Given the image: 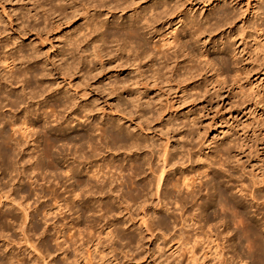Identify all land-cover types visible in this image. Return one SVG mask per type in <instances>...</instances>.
I'll list each match as a JSON object with an SVG mask.
<instances>
[{"label":"rangeland","instance_id":"374dc122","mask_svg":"<svg viewBox=\"0 0 264 264\" xmlns=\"http://www.w3.org/2000/svg\"><path fill=\"white\" fill-rule=\"evenodd\" d=\"M54 1L58 3V0ZM99 1L101 2L68 0L62 3L61 6L59 4L57 8L55 7L53 10L56 12L53 13V11L50 12V0H0V52L1 47L7 45V51L11 50L12 54L23 60L25 67H31V72H35L34 74L29 73L28 77H30V74L31 76L38 74L40 79L41 74H44L46 77L44 89L41 88L38 82H35V79L32 81L33 76L31 81H29L30 83L26 84L31 88L27 86L26 88L30 91L37 90L38 93L44 91V98L47 99L45 104L36 103L38 100V102H43L38 97H36L38 100L35 99L36 101H33L32 110L37 115V120L35 119V114L33 117L36 121L33 119L34 128L37 134L38 131L41 133L33 135L37 138V141L33 144L31 143L28 152L29 157L31 156L29 160L32 159V163L27 164V170H25L27 175L37 174L38 176L35 177L38 178V183H36L37 185L35 183L30 185L33 181L28 177H26L27 180L24 175L22 177L18 176L17 174L24 170L17 165L16 169L21 168V170L19 169L20 171L12 174L15 181L12 183L14 185H12L13 188L10 186L16 201L19 197L21 199L23 196L29 197L30 200H27H29V206L34 212L30 215L31 219L21 225L24 220L22 208L17 204V206L14 203L10 204L9 201L5 202V199L1 200L3 205L5 202V208L1 211L2 215H6L9 219H6L8 221L4 220L0 229V231L4 232H0L1 263L11 264L8 259L13 257L14 264H202L201 259L204 258H207L205 259L206 264H219V262L222 263V259H228L231 264H261L257 262V259L252 258L248 252L251 251L250 248L252 247L259 248L256 243L258 242L257 240H262V242L259 241L258 243H264V198H262L264 197V192L262 190L261 192H256L255 200L249 198L251 190L263 188L264 191V0H164L167 3L168 13L157 18L150 29H146L142 24H139L137 26L139 43L126 45L127 49L124 48L122 42L117 41V38L113 37L118 30H114V25H111V23L121 24V26L124 24L126 26L131 21L143 17L142 13H146L149 7L153 6L160 9L163 0H122L119 3L109 0L107 2L114 3V6L110 7L105 0ZM45 11H48L51 16L46 21L43 19ZM221 11L227 13V19L219 25L208 28L200 36L193 35V31L197 27L191 30L189 29L190 26L186 27L182 24L183 20L190 18L203 19V22H205L207 18H215L214 13H221ZM105 20L110 22V26H108L110 36L107 35L104 39H99L94 28L95 25H99ZM177 23L178 25H176ZM156 32L166 39L172 37L171 41L174 43L178 41L174 35L177 34L179 36V40L182 43L176 50L178 63H174L173 57L168 55L166 62L160 69L158 66L154 67L151 64V58L146 57V54L150 51L155 53L160 51V47L157 45L159 39H153ZM223 48L228 51H224ZM96 49L99 50V56L96 58L92 57L93 59L88 58ZM207 50L213 60V68L215 67L216 74L223 75L225 80L220 81L217 78H210L211 73L206 74L205 60L203 59V61L200 58V54ZM169 53L166 51L165 54ZM66 64H78L75 70L70 72V81H73L71 86H69V79L61 76V74L65 73L63 69ZM190 68H192L193 75H187ZM159 70L160 72H158ZM163 73H166V75H163ZM187 85L188 88L186 87ZM115 87L119 88L118 92H122L125 89L132 91L135 97L137 96L144 105L141 111L137 113L136 110L138 109L128 107L125 113L121 111L118 114L116 111L120 105L119 103L126 102L129 98L127 94L122 96L120 93V98L114 95ZM13 88L16 90V94L23 95L22 84H15ZM39 88H41L40 92ZM218 88H220V91H218ZM28 89L25 90V94L29 92ZM33 93L35 95L38 94L34 91ZM22 99L25 101L26 98L23 97ZM59 100L63 103L68 100L70 107L76 110L75 117L77 118H73V116L70 119L68 118V120H72L71 122L67 121L65 114L67 115V111L70 108L66 110L65 107H62L63 104L61 102L62 106L59 107ZM56 102L59 105H56ZM23 103L20 108L11 109V107H7L1 111L4 116L7 114L6 119H9V115L12 114L21 117L19 113L27 107V103ZM53 105L55 108H53ZM64 105L66 104L64 103ZM45 107H47L46 110L49 109L47 110L48 113H45H50V116L54 114H52V111L56 113L57 110L56 114H60V117L58 116L59 119L55 114L54 118H49V115H47L46 121H41L42 119L38 118V116L46 111L44 110ZM162 107H168V110L174 114L172 116L158 117V112ZM59 108L65 110L62 112V109L59 110ZM85 111L92 113L91 118L85 116ZM124 114L133 121L128 122L125 127L127 128L130 125L131 130L134 132L139 131V124L144 127L147 124V129L142 135L147 136L149 141H153L157 149L160 148L159 150H162L164 143H166L163 142L165 140L161 138L162 136L171 137L174 142L176 141V147L171 151V154L176 155L174 158L177 164L174 166L173 171L169 172L171 176L170 180L168 179L169 184H175L174 180L180 178L182 174H188L189 178L192 177L198 183L197 178H201L202 175V178H204L207 173L210 176L209 178L207 177L208 179H203V186L206 185L205 181L209 183L211 181V188L216 190L218 185H220L219 183L225 182L224 186L231 187L226 191L228 192L226 196L231 197L232 201L229 197H227V202L218 201L219 199L216 196L219 195V192L217 190L213 191V189V192L210 193L211 195L215 192L217 193V195L215 193L214 198H217L215 200L213 197L211 198V195L207 194L210 191L209 183L207 184L208 187H206L207 185L204 186L205 188L200 185L202 194L199 192L200 194L198 193L199 195L196 196L197 199L195 198L191 203L186 204L183 210V214L186 216L184 215L182 220L179 208L171 203L174 206V209H172L173 206L169 202V200L174 198L177 199L176 195H178L179 189L163 190L162 196L166 194L171 198L173 197L167 200L170 197L163 196V199L167 197L166 201H163L168 203L171 208L170 211L158 210L155 213L151 212L152 215L150 214V216L153 220L151 219L152 230L149 231L150 233L143 230L142 227H138L140 226L139 219H141L138 218V214L143 209L141 207L142 204L144 205L145 199L148 207L157 202L150 193L153 187L151 186L150 189L149 187H147L148 189L145 188L146 184L152 181L154 177L152 176L153 178L151 179L149 167L145 165L141 169L138 167L135 169L134 166L136 165L129 161L130 157H132L130 155L133 154L129 153L127 155V144L123 147L121 146L124 144L118 145V151L115 143L111 142L112 139L107 137L110 134L103 129L102 125L103 123L118 124L116 121L118 118L121 119L120 125H123L126 121ZM61 115L65 116V118ZM75 119H78V121ZM43 123H46L43 127H50L49 130L47 129L48 131L52 128L53 132H56L55 134H46V136L52 134L51 136L57 137L56 140L58 142L54 137L52 139L58 143L55 144L57 148L54 150L59 163L62 160L60 164L63 165V160H68L71 156L74 159L76 158V161L78 159L81 163L83 161L85 167L81 165L83 167L81 169L84 171L89 169V165L87 166L86 161L82 160V158L86 155L87 150L89 151L88 153L91 152V148L90 150L88 146L87 150L83 148V150L85 149L83 151L85 155L82 156L83 153L79 149L80 145L75 143V141L67 145V139L75 135H82L87 130L89 131L90 128L92 130L97 128V131L93 133V136H95L93 138L101 140L102 146H104L100 148L99 144L101 142L94 140L95 145L96 142L99 143L96 147H99L97 153H100V157L97 156L96 160L99 161L98 165L103 169L101 170V175H104L105 178L107 177L106 179L110 177H112L111 179H114V177L119 179L117 185H124L121 190L124 194H127L126 198L130 196V199L121 200L124 203L120 205L119 201L117 202L119 199L116 198L113 201L115 197L114 195H108L109 189H107L108 193L105 191L103 196H97L98 203L88 200L91 206L96 207V209L95 207L93 208L94 211L92 209L93 212L90 215L88 213L89 216L85 217V214L84 218H81L84 213L81 214L80 210H76L79 207L73 213L70 205L65 201L69 197L65 188L70 182L66 181L67 179L61 174L62 172L57 170V178L59 177L58 179L61 180L59 181L53 175L55 171L51 172L53 169L50 170L51 168L44 163L37 164L40 161H38L39 159L35 160V156H39L37 147L40 146V142H44L46 139L42 137ZM108 127L106 126V128ZM44 129L46 130L45 127ZM54 129L57 131H54ZM100 129L103 130L101 131ZM61 130H63V134ZM100 136H103L101 137L102 139H100ZM179 136L183 138L180 140ZM61 138L64 140L66 138L65 142ZM60 140L61 142H59ZM177 141H182V144L179 145L180 143ZM63 142L67 144L65 145ZM110 142L113 144H109ZM46 144L43 146L47 147L45 149L42 148L44 151L51 149L49 141ZM107 145L109 147L112 145L113 147L111 146L109 149ZM125 150L127 153H125ZM143 152L147 156L146 159L151 160L155 169L161 166L162 163L158 162L157 157L153 156L151 158V154L147 150L140 153ZM116 153H118L117 158L115 157ZM205 153L207 154L205 156L207 160H204L207 163L203 162V159L199 163L201 160L197 156L201 154L202 158H204ZM2 154L0 144V167ZM77 155L82 158L80 159ZM180 163L183 165L181 166ZM75 166H77V163H75ZM209 168L210 171L208 172L207 169ZM93 169L89 170L93 171ZM96 169L99 170L100 168ZM43 170H47V172H41ZM139 170L143 172L140 173L138 172ZM48 172L51 175H48ZM212 172L217 173L214 176ZM44 173H46V176ZM60 174L61 176H59ZM138 174L141 175L139 176ZM215 177L216 179H214ZM7 179L4 180V176L0 175L1 184L7 182ZM49 180L54 182L50 183ZM212 180L217 182L218 185L213 183ZM46 181H49V184ZM125 181H127V184ZM56 183L59 185L57 188ZM65 183L68 185L66 186ZM122 183L124 184L122 185ZM51 184L55 185V188L50 187ZM142 185L143 189L141 190ZM221 186L218 187V190ZM41 187L48 191H43L44 188ZM239 187H243L245 193H238ZM48 188L55 189L54 192L56 191L55 193L57 194L52 193L53 190ZM183 189L184 187L180 189L181 194L185 196L187 190ZM139 190L140 192L145 190L144 194L146 196L141 197L143 193L141 195ZM38 191L39 193L41 192V195H39ZM36 192L37 194L35 195ZM58 193L59 197H55ZM53 194L55 195L52 196ZM135 195H139L137 198L141 200L134 198L136 197ZM205 195L210 196L212 203ZM52 198L56 199L52 201ZM87 199L85 198V200ZM111 199L113 201L112 208H114L112 213L106 215L104 214L105 212H99L101 209L105 211L102 206L108 200L112 203ZM85 200L83 199V201ZM212 200L217 201L215 202L216 205ZM236 201L239 202L234 204ZM238 204L241 205L238 206ZM219 205L221 207H218ZM226 205L229 208L236 205L237 207L235 208L237 209L231 207L230 210H232L230 211ZM55 208H58V210ZM175 208L177 210L176 213L171 215ZM226 208L228 210H225L224 214L223 211L218 213L219 210ZM42 210L45 211L43 212ZM214 210L218 214H215L216 211L214 212ZM235 210H238L243 215H239ZM46 212L47 216L45 215ZM194 213L200 215L201 218L198 215L194 216ZM219 214H223V216ZM106 216L108 217L104 218ZM201 219L203 220L200 221ZM205 222L207 223L205 224ZM210 222L213 225V227H210L212 232L206 226L207 224L209 226ZM110 224H112L111 227ZM204 226L207 228L204 229ZM250 226L254 231L251 230ZM23 228L28 231L31 242L35 244L39 251L38 255H35L30 250L29 245L25 243L21 231ZM244 228L246 231H244ZM249 228V231L254 234L247 232ZM209 231L215 235H220L218 239L216 238L217 235L211 236H214L217 242L220 241L217 243L220 246L218 251L222 250L223 247L224 252H220L223 258L221 256L220 258L219 256L216 258L212 256L211 258V256H208V251H204L206 247L204 249L203 247L206 244L205 242H208L207 238L209 237L207 235L211 234ZM108 232L112 233L114 237H109ZM161 232L165 236L161 235ZM246 232L251 240L249 243V239L247 240V236H245ZM195 233L199 236V239L201 238V240L204 239L205 241L202 240L203 242H201L199 240L200 243L195 246L192 254L195 258L198 257L199 263L194 258L197 262H192V256L189 254V246L191 244L186 246L194 238ZM242 233L243 236H240ZM255 234L258 235L256 236ZM253 235L257 237V240L252 243ZM238 236L239 238H244L245 236L246 239L240 241ZM202 243L203 245H201ZM176 244L177 247L181 245V249L180 252L173 254L169 250L173 246H175L173 248L175 250ZM261 247L263 248L264 244ZM237 252L241 256L239 259H237L239 256ZM206 253L207 255H205ZM40 254L43 258H47V262L40 257ZM242 258L244 259L243 263L241 262Z\"/></svg>","mask_w":264,"mask_h":264},{"label":"bare ground","instance_id":"6f19581e","mask_svg":"<svg viewBox=\"0 0 264 264\" xmlns=\"http://www.w3.org/2000/svg\"><path fill=\"white\" fill-rule=\"evenodd\" d=\"M66 1H68V0H58V3H56L54 0H50V3H49V5H51V11L50 12H52L53 11V13H55L56 11H54L53 9L56 7H58V5L60 4V6L62 5V3H64V2H66ZM86 2H89V1H92V2H101V1H99V0H85ZM106 1V3L108 4V6L110 7V6H114V3H109V2H107V1H109V0H105ZM110 1H114L115 3H119V2H121L122 0H110ZM159 2V1H158ZM158 2H157V5H158ZM31 3H33V2H31ZM260 4V3H259ZM48 5V6H49ZM122 5H124V4H122ZM2 6V5H1ZM116 6V5H115ZM161 8L159 9V8H156V7H153V6H151V7H149L147 10H146V13L145 12H143L142 14H143V17H141V18H139V19H135L134 21H131V23L130 24H128V25H126V26H124V24H123V26H121V24H115V23H111V25H114V30H118V31H116V34H114L113 35V37H116L117 38V41H119V42H122V44L124 45V48L125 49H127V46L126 45H133L134 43H139V39H138V30H137V26L139 25V24H142V26L145 28L146 27V29H150L151 28V25H153V23H154V21L157 19V18H160L162 15H165V14H167L168 13V10H167V3L163 0L162 1V3H161V6H160ZM261 7V6H260ZM3 8V7H2ZM5 9V8H4ZM61 9V8H60ZM6 13V12H5ZM45 17L43 18L44 19V21H46V20H48L51 16L49 15V13H48V11H45V15H44ZM227 13L225 12V11H221V13H214V17L215 18H213V19H206V21L205 22H203V19H201V20H196V19H194V18H190V19H186V20H183L182 21V24L184 25V26H186V27H189L190 26V28L189 29H191V30H193V29H195L196 27H197V29H195L194 31H193V35L194 36H200V35H202L208 28H211L212 26H214V25H219L220 23H222V22H224L226 19H227ZM8 17V16H7ZM48 18V19H47ZM10 19V18H9ZM190 20V21H189ZM176 25H178V23L176 24ZM108 26H110V22L109 21H107V20H105V21H102L99 25H95V32H96V34H97V36H98V38L99 39H104L107 35L108 36H110L109 34H110V30L108 29ZM105 27H107L106 28V30L105 31H103L104 30V28ZM119 27H121V28H119ZM181 30V29H180ZM260 32V31H259ZM175 37H177V40L178 41H176V43H174V42H172L171 40H172V37L171 38H169V39H166V38H164V37H162L160 34H157V32H156V34H155V36L153 37V39H156V38H158L159 40L157 41V45L160 47V51L158 52V53H155V52H148V54H146V57L147 58H151V60H150V62H151V64L155 67V66H158V68H160V69H162L161 67H162V65H164V62H166V58L168 57V55H170L171 57H173V62L174 63H178L179 61H178V56H177V54H176V50L178 49V47H179V45L182 43V42H180V40H179V36H177V34L176 35H174ZM189 42V41H188ZM222 45H223V43H221ZM7 49H8V46L6 45V46H3V47H1V52H0V111L1 110H3L4 108H7V107H11V109L12 108H16V107H18V108H20L21 106V104L23 103V102H26L27 104V107H26V109H22L21 110V112L19 113V115H21V117H18L16 114H12V115H9L10 117H8L9 119H6V116H7V114L4 116V113H2V111H1V113H0V124H1V128H0V141H1V151H2V155H1V167H0V171H1V173H0V175L1 176H4V180H6L7 178V182H5V183H0L1 185H0V229H1V225L3 224V222H4V220H6V219H8V217H6V215H2V209L3 208H5L4 207V205H5V202H7V201H9V203L10 204H12V203H14L15 205L17 204L19 207H21L22 208V212L24 213V220H23V223L21 224V225H23V224H25L28 220H30L31 219V214H32V212H34L31 208H30V206H29V197H25V196H23V198L21 199L20 197H19V199H21L20 201H18L19 199L17 198V201H18V203H17V201L15 200V198H14V195H13V192H12V189H10V186H12L13 184L12 183H14V177H13V173H17L18 171H20L21 170V168H19V169H16V166L17 165H19L20 167H22V170H24V171H22V172H19V174H17L18 176H20V177H22L23 175L25 176V179H27L26 177H28L31 181H33L30 185H34L33 183H35V185H37L36 183H38V178H36L35 176H38L37 174L36 175H34L33 173L31 174V175H27V173H26V171L25 170H27L26 168V166H27V164H29L30 162L32 163V159L31 160H29L30 159V157H29V155H28V152H29V150H30V146H31V143L33 144L35 141H37V138H35V136H33V135H35V134H37V132L35 131V128H34V122H33V117H34V114L35 113H33V110H32V107H33V101H36V100H38V99H40V100H43V102L41 101V102H36V103H46V101H47V99H45L44 98V95H45V92L44 91H42V92H40V89L41 88H43L44 86H46V77L44 76V74L42 75L41 74V78L39 79L38 77H39V75L37 74H35V76H33V79L31 78L32 76H31V74H30V77H28L29 76V73H32L31 71H32V68L30 67V68H28V67H25L24 65H25V63L23 62V60H21V58L20 57H17V56H15L14 54H12V52H11V50L9 51H7ZM99 49V48H98ZM98 49H96V50H94L93 51V53L92 54H90L89 56H88V58H96V57H98L99 56V50ZM204 49V48H203ZM225 48H223V50H224ZM166 51L167 52H170L169 54H165L166 53ZM224 51H228V50H224ZM11 52V53H10ZM223 52V51H222ZM225 52V53H226ZM214 57V56H213ZM92 58V59H93ZM200 58L203 60H205V62H204V64H205V70H206V74H209V73H211L210 74V78H217V79H220V81H223V79L225 80V78H223V75H220V74H216V71L214 70V68H213V60H212V58L210 57V53H209V51L207 50V51H205V52H201V54H200ZM224 58V57H223ZM176 59V60H175ZM225 59V58H224ZM203 60V61H204ZM178 61V62H177ZM222 62V61H221ZM43 65H44V63H43ZM152 65H151V67H152ZM216 65V64H215ZM78 66V64H74V65H70V64H66L65 66H64V71H65V73H63V74H61V76L63 77V78H67V79H69L68 80V82H69V86H71V84L73 83V81H70V77H71V74H70V72L72 71V70H75V68ZM228 67V66H227ZM167 68V67H166ZM19 70H20V72H19ZM220 71V70H219ZM158 72H160V70L158 71ZM35 73V72H34ZM34 73H32V74H34ZM36 73H38V72H36ZM194 73H193V71H192V68H190L189 70H188V73H187V75H193ZM221 74H223V73H221ZM163 75H166V73H163ZM215 76V77H214ZM226 77H227V75H226ZM31 79H32V81L35 79V82H38V84L41 86V88H39V92L40 93H38V91L37 90H33L34 92H36V93H38L37 95H35V93H33V91L31 90H29L28 88H26V84H28V83H30L29 81H31ZM153 79H155V78H153ZM222 79V80H221ZM40 82V83H39ZM17 85V84H22V86H23V89H24V93H23V95H20V94H16L15 93V89L13 88V86L14 85ZM27 87H29V88H31L30 86H27ZM72 87H73V85H72ZM187 88H188V85L186 86ZM34 88V87H33ZM26 89H28L29 90V92L27 93V94H25V90ZM44 89V88H43ZM118 90H119V88H116L115 87V90H114V95H116L118 98H120L121 97V95H120V93L122 94V96H124L125 94H127V96H128V101H126V102H123V103H119L120 105L117 107V113L119 114V112H121V111H124L123 113H125V111H127V109H128V107H132V108H136V109H138V110H136L137 111V113H139V111H141V108L144 106L143 105V103H141L140 101H139V99L137 98V96L135 97V95H134V93L132 92V91H129L128 89H125V90H123L122 92H118ZM218 91H220V88H218ZM23 97H25L26 99H25V101L22 99ZM36 97H38V99H36ZM36 99V100H35ZM59 103L61 102L62 104H63V106H62V104L60 103V106L59 107H65L66 108V110H69V108H70V110L69 111H67L66 113H67V115L65 114V116H66V120L67 121H70V120H68V118L70 119V117H73V118H77V117H75L76 115V110L75 109H72L73 107H70V103H69V101L67 100V101H65L64 103L66 104V105H64V103L62 102V101H58ZM24 104V103H23ZM53 104H54V102H53ZM56 105H59V104H57V102H56ZM47 106V105H46ZM49 106V105H48ZM51 106H52V104H51ZM123 106H124V108H123ZM127 106V107H126ZM122 107V108H121ZM46 108L47 107H45V109L44 110H46ZM49 108V107H48ZM52 108V107H51ZM50 108V109H51ZM53 108H55V106L53 105ZM58 108V107H57ZM56 108V109H57ZM56 109H53V110H56ZM62 109V108H61ZM60 108H59V110H61ZM118 109H120V110H118ZM123 109V110H122ZM47 110H49V109H47ZM47 110L46 111H44V113L42 114V113H40V114H42V115H40V116H38V118H41L42 120L41 121H46V119H47V115H49V114H46L45 112H47ZM58 110V111H59ZM63 110H65V109H62V112H63ZM51 111H52V109H51ZM41 112V111H40ZM36 113H37V111H36ZM48 113V112H47ZM54 113V114H53ZM56 113H57V110H56ZM54 111H52V114H53V116H48L49 118H51V117H53L54 118V116H56L57 114H56ZM85 113H86V115L85 116H87V118L88 117H90L91 118V114L92 113H88V112H86L85 111ZM56 114V115H55ZM63 114V113H62ZM174 113L173 112H171L170 110H168V107H162L161 108V110L158 112V117H162V116H167V115H173ZM36 115V114H35ZM60 117V114H58L56 117ZM62 117H63V115H61ZM65 116L63 117V118H65ZM5 117V118H4ZM36 118V120H37V115L35 116ZM59 117H58V119H59ZM89 118V119H90ZM124 118L126 119V121L123 123V125H120V123H121V119H116V121H117V123L118 124H115V123H103L102 125H103V129L106 131V132H108L109 134H110V136H107V137H110L111 139H112V141L111 142H114L115 143V146L118 148V145L120 146L121 144H124V145H122L121 147H123V146H126L125 144H127V146H128V148H127V150H128V154L127 155H129V153L131 154H133V155H130V156H132V157H130V160L128 159V158H126L127 160H129V161H131L130 163H134V165H136V166H134L135 167V169H136V167H138L139 169H141V168H143L144 167V165L145 166H147V167H149V173H150V175H151V179L153 178V180L152 181H149L147 184H146V186H145V184H143L144 186H145V188L146 189H148L147 187H149V189L151 188V186L153 187V188H151V191H150V193L152 194L151 196H154V200H156L157 202H156V204L155 203H153L152 204V206L151 207H148L147 206V203H146V199H145V203H144V205L142 204V207L141 208H143L141 211H140V213L138 214V218H141V219H139L140 221V226H138V227H142V229L143 230H145L146 232H149V231H151L152 229H151V216H150V214H151V212L152 213H155V212H157L158 210H164V211H170V207L168 206V203H165V201H166V199H167V197L169 196H167L166 194H164L165 196H167L165 199H163V196H162V192H163V190H165V191H167V190H170V189H176L177 190V188L179 189V191H178V195H176V197H177V199L176 198H174L173 200H175L174 201V203H173V200H169V199H172L170 196V198H168L167 200H169V202H170V204L172 203V204H174V206H176L177 208H179V213H181L180 215H181V217H182V220L184 219L183 218V216L185 215V214H183V210H184V208L186 207V204H188V203H191V201L193 200V199H197V197L196 196H198L201 192H200V190H201V186L200 185H202L203 186V179L205 178H209V176H210V174L209 175H207V173L205 174V177L204 178H202L203 177V175H202V179L201 178H197L198 179V183H197V181L194 179H192V177L191 178H189L187 175L188 174H182L181 176H180V178H178V179H173L174 180V182H176L175 184L173 183V185L172 184H169L168 183V179L171 177L170 176V173L169 172H171V171H173V169H174V166L177 164V161L175 162V156L176 155H173V154H171V151H173L174 149H175V143H176V141L174 142L173 140H172V138L170 137H161V138H164V140L165 141H163V142H166V143H164V145H163V147H162V150H159V149H157V146L155 145V143L153 142V141H149L148 140V138H147V136H144V135H142V133H144L145 132V129H147L146 128V126H147V124L145 125V127L144 126H142V125H138L139 126V131L137 132H134V131H132L131 130V126L130 125H128L129 127H125L127 124H128V122H133L132 121V119L130 118V117H127L126 116V114H124ZM22 119H23V121H22ZM35 119H34V121H35ZM61 119V118H60ZM79 119V118H78ZM78 119L76 120V121H78ZM49 120V119H48ZM62 120V119H61ZM61 120H59V121H61ZM80 120V119H79ZM72 121V120H71ZM70 121V122H71ZM21 122V124H19ZM36 122V121H35ZM57 122V121H56ZM65 122V121H64ZM74 122V121H73ZM81 122V121H80ZM47 123V122H46ZM46 123H43L42 124V129H43V136L42 137H45L46 139L44 140V144L42 143V142H40V146H38L37 147V153H39V156L38 157H36L35 156V160L37 159H39L38 161H40V162H37V164H39V163H44L45 165H48L51 169L50 170H52L53 169V171H51L52 173L55 171V174L53 173V175H54V177H56V179H58L57 178V170H59V171H61L62 173L61 174H63V176L67 179L66 181H68V182H70V184L68 185V184H66V188H65V191L67 190V195L69 196V197H67V199L65 200L66 202H68V205H70V207H71V210H72V212L73 211H75V209L77 208V207H79V209H76V210H80L81 211V214H83L82 215V217H81V215H80V217L81 218H84L83 216L86 214V216L85 217H87V216H89L93 211H94V207L95 206H91L90 205V202H96V203H98L99 201L97 200V196H99V197H101V196H103V194L105 193V191L107 192V189H109V193H108V195H110V196H112V195H114V199H113V201H115L116 200V198L117 199H119V200H117V202L120 204V205H123V203L124 202H121V200L123 201V200H125V198H126V193L124 194L123 192H122V190H121V187H124V183H122V185L123 186H121V185H117V183H118V181H119V179H116L115 177H114V179H111L112 177H110V178H108V179H106L105 178V176L104 175H101V170H103L102 169V167L100 166V165H98V160H96V157L98 156V157H100L99 156V154L100 153H97L98 151H99V147L97 148L96 146H97V144H99V143H97L99 140H96L95 138H93V137H95V136H93L94 134L93 133H95V131H97L96 129L97 128H94L93 130L91 129H89V131L87 130V132L86 133H84V134H80V135H78V136H73V137H71V138H68L67 139V145H70L71 143H73L74 141H75V143H78V145H80V150L82 151L81 153H83V151L86 149V148H88L89 147V150H90V148H91V152L90 153H88L89 151L87 150V152H86V155H85V153H83L82 154V156L83 155H85L83 158H82V160H85L86 161V165L88 166L89 165V169L90 170H92L93 168H100L99 170L98 169H93V171H90L89 169H87V170H82L81 169V165H83V161H82V163H81V161L78 159L77 161H76V158L74 159L73 157H71L70 156V159H64L63 160V165L62 164H60L61 162H62V160H61V162L59 163V160H58V158H57V156H56V151L54 150L55 148H57L56 146H55V144H58V143H56V138H55V136H46V134L48 135V134H50V133H54L53 132V130H52V128H51V130H52V132H50V131H48L49 129H50V127H46V126H44L45 128H46V130L44 129V127H43V125H45ZM58 123V122H57ZM61 123H62V121H61ZM48 124V123H47ZM62 125V124H61ZM106 126H109L108 128H106ZM58 127H60L59 125H58ZM95 127H97V126H95ZM101 127V126H100ZM100 127H98V128H100ZM48 129V130H47ZM62 129V128H61ZM102 129V130H103ZM45 130V131H44ZM84 130L86 131V129L84 128ZM101 130V129H100ZM101 130V131H102ZM54 131H57V130H55L54 129ZM60 131V130H59ZM63 130H61V132H62ZM44 132H46V133H44ZM66 132V131H65ZM82 132V131H81ZM41 132L40 131H38V134H40ZM56 133V132H55ZM54 133V134H55ZM60 133V132H59ZM58 133V134H59ZM80 133V132H79ZM37 134V135H38ZM62 134H63V132H62ZM62 134H60V135H62ZM91 134H92V136H91ZM45 135V136H44ZM57 135V134H56ZM66 135V134H65ZM72 135V134H71ZM41 136V135H40ZM55 138V140L56 141H53V139L52 138ZM65 137V136H64ZM101 137H103V136H100V139H102ZM97 138V137H96ZM105 138V137H104ZM110 138H108V140H110ZM175 138V137H174ZM179 138H180V136H179ZM183 137L181 136V138H180V140L182 139ZM40 139V138H39ZM38 139V140H39ZM44 139V138H43ZM58 139H60V138H58ZM49 141V143H50V147H51V149H49L48 151H44L43 149H45V147H47V146H43V145H45L46 144V142L48 143V141ZM61 140L62 141H64L65 142V140H66V138H65V140L64 139H62L61 138ZM61 140L59 141V142H61ZM94 140H96L97 142H96V145H95V142H94ZM46 141V142H45ZM77 141V142H76ZM58 142V141H57ZM63 142V143H64ZM99 142H101V140L99 141ZM106 142V141H105ZM109 142V141H108ZM109 143V144H113V143ZM177 142H179L180 144L179 145H181L182 143V141L180 142V141H177ZM62 144V143H61ZM65 144V143H64ZM63 144V145H64ZM65 144V145H66ZM107 144V143H106ZM47 145V144H46ZM161 145V146H162ZM177 145V144H176ZM178 145V146H179ZM88 146V147H87ZM99 146H100V148H102V147H104V146H102V142L99 144ZM112 145H110V147H111ZM110 147H109V145H107V148H109L110 149ZM113 147V146H112ZM120 147V148H121ZM43 148V149H42ZM65 148V147H64ZM83 148H85L84 150H83ZM106 147H105V149H107ZM74 149H75V147H74ZM73 148H72V150H74ZM77 149V148H76ZM75 149V150H76ZM108 149V150H109ZM80 150H79V152H80ZM112 150V149H111ZM120 150H122V149H120ZM124 150V149H123ZM145 150H147L150 154H151V158H153V156L154 157H157V159H158V162L161 164V166H159L157 169H155V166H153V163L151 162V160L150 159H146V155H145V153L143 152V153H140V152H142V151H145ZM55 151V152H54ZM77 151H78V149H77ZM105 151V150H104ZM118 151H119V148H118ZM204 152V151H203ZM75 153V152H74ZM81 153H79V154H81ZM125 153H127V151L125 150ZM196 153H198V152H196ZM201 153V152H200ZM199 154V153H198ZM206 154V153H205ZM37 155V154H36ZM57 155H58V153H57ZM75 155V154H74ZM102 155V154H101ZM126 155V154H125ZM78 156V155H77ZM117 156H118V153H116L115 154V157L117 158ZM197 156V155H196ZM205 156H207V154L206 155H204V158H202V156H201V154L199 155V156H197L198 158H199V160H201V161H199V163L200 162H202L204 159L205 160H207L206 158H205ZM79 157V156H78ZM97 157V158H98ZM33 158V157H32ZM64 158V157H63ZM80 158V157H79ZM80 158V159H81ZM34 159V158H33ZM125 159V160H126ZM138 159V160H137ZM140 159V160H139ZM203 159V160H202ZM126 160V161H127ZM134 160H136L135 162H134ZM160 160V161H159ZM205 160L203 161V162H205ZM58 161V162H57ZM75 163H77V166H75ZM179 163V162H178ZM205 163H207V162H205ZM208 163H209V160H208ZM202 164V163H201ZM222 164V163H221ZM42 165V164H41ZM44 165V166H45ZM63 166V168H61V166ZM157 165V164H156ZM180 165H181V163H180ZM183 165V164H182ZM181 165V166H182ZM44 166H43V168H44ZM84 167H85V165H83ZM131 166V165H130ZM158 166V165H157ZM156 166V167H157ZM31 167V166H30ZM42 167V166H41ZM91 167V168H90ZM215 167V166H214ZM29 168V167H28ZM83 168V167H82ZM208 168V167H207ZM224 168V167H223ZM223 168H221L222 170H223ZM146 170V169H145ZM170 170V171H169ZM203 170H204V168H203ZM44 171H46L47 172V170H43V171H41V172H44ZM199 171V170H198ZM207 171L209 172L210 171V168L209 169H207ZM213 171V170H212ZM29 172V171H28ZM31 172H32V170H31ZM135 172V171H134ZM138 172H140V170L138 171ZM137 172V173H138ZM141 172H143L142 170H141ZM140 172V173H141ZM146 172V171H145ZM148 172V171H147ZM205 172V171H204ZM204 172H202V173H204ZM35 173V172H34ZM50 172H48L47 174L48 175H51V173L49 174ZM136 173V174H137ZM212 173H214V172H212ZM216 173L217 172H215L214 173V176L216 175ZM41 174V173H40ZM43 174V173H42ZM46 173H44V175H45ZM61 174L59 175V176H61ZM143 174V173H142ZM32 175H34V176H32ZM139 175V174H138ZM141 175V174H140ZM139 175V176H140ZM17 176V177H18ZM46 176V175H45ZM63 176H62V178H63ZM153 176V177H152ZM13 177V178H12ZM46 178V177H45ZM49 178V177H48ZM61 178V177H60ZM207 178V179H208ZM19 179V178H18ZM50 179V178H49ZM214 179H216V177L214 178ZM224 179V178H223ZM20 180V179H19ZM28 180V179H27ZM46 180H47V178H46ZM53 180H54V178H53ZM59 180V179H58ZM57 180V181H58ZM170 180V179H169ZM172 180V181H173ZM200 180V181H199ZM17 181V180H16ZM44 181V180H43ZM50 181V180H49ZM49 181H46L47 183L49 182ZM59 181H61V180H59ZM142 181H144V180H142ZM203 181V182H202ZM210 181V180H209ZM2 182V181H1ZM18 182V181H17ZM20 182V181H19ZM45 182V181H44ZM54 181H50V183H53ZM67 182V183H68ZM91 182H92V184H91ZM126 182V184H127V181H125ZM129 182V181H128ZM145 182V181H144ZM144 182H142V183H144ZM171 182V181H170ZM200 182V183H199ZM212 182H213V180H212ZM39 183H40V180H39ZM94 183V184H93ZM130 183H132V182H130ZM172 183V182H171ZM205 183H206V185L209 183V182H206L205 181ZM213 183H216V185H218L217 184V182H213ZM218 183H219V181H218ZM225 183V182H224ZM223 182L222 183H219L220 185H218V187L219 186H221L220 188H219V190H218V187L217 186H213V187H217V191L219 192L218 194L219 195H217V193H216V197H218V201H220V202H227L228 201V198L227 197H229V196H226V195H228V194H226V193H228V192H226L227 190H229L230 188H229V186H224L223 184H224ZM230 183V182H229ZM49 184V183H48ZM55 184V183H54ZM57 184V183H56ZM60 184V183H59ZM129 184V183H128ZM210 184H212L211 183V181H210V183H209V188H210V191H209V193H207V194H209V195H211V193L210 192H213V191H216L214 188V190L211 188V186L212 185H210ZM227 184V183H226ZM29 185V184H28ZM41 186H42V184H40ZM53 184H51V186L50 187H54L55 188V185H53ZM143 185L141 186L142 188H141V190L143 189ZM206 185H204V186H206ZM227 185H229V184H227ZM14 186V185H13ZM13 186L11 187V188H13ZM16 186V185H15ZM39 186V185H38ZM37 186V187H38ZM46 186V185H45ZM48 186V185H47ZM59 185L57 184L56 185V188L58 187ZM203 186V187H204ZM242 186V185H241ZM244 186V185H243ZM31 187V186H30ZM113 187V188H112ZM182 187H184V189L185 190H187V192L185 193L186 195L184 196V195H182L181 194V188ZM206 187H208V185L206 186ZM16 188V187H15ZM41 188H44V187H41ZM144 188V189H145ZM205 188V187H204ZM254 188H255V186H254ZM8 189V190H7ZM10 189V190H9ZM48 189H51V188H48ZM63 189V188H62ZM145 189V190H146ZM183 189V190H184ZM238 189V188H237ZM7 190V191H6ZM16 190H17V188H16ZM41 190V189H40ZM39 190V191H40ZM46 189L44 188V190L43 191H45ZM51 190H53V188L51 189ZM55 190V189H54ZM54 190H53V192L52 193H55L54 192ZM57 190V189H56ZM145 190H144V192H140V190H139V192L141 193V195H142V193H143V196H141V197H145L146 195L144 194L145 193ZM207 190H209V189H207ZM213 190V191H212ZM261 190H262V192H264L263 191V188L261 189H254V190H251L250 192H249V198H251V199H253V200H255V198H256V196H255V194H256V192H261ZM39 191H38V193H39ZM48 191V190H47ZM47 191H45V192H47ZM152 191H154V193H152ZM173 191V190H172ZM238 191V193H245L244 191H245V189L243 188V187H239V189L237 190ZM21 192V191H20ZM35 192V191H34ZM64 192V191H63ZM200 192V193H199ZM106 193V194H107ZM139 193V194H140ZM199 193V194H198ZM215 193L214 194H212L211 195V198L213 197V199H217V198H214L215 197ZM37 194V192L35 193V195ZM55 194H57V193H55ZM55 194H53L52 196H54ZM118 194V195H117ZM202 194V193H201ZM39 195H41V192L39 193ZM39 195H38V198L40 199V197H39ZM46 195V194H45ZM45 195H43V196H45ZM65 195H66V193H65ZM145 195V196H144ZM62 196V195H61ZM136 197H134V196H131V197H134V198H136V199H139V200H141L140 198H137L138 196L137 195H135ZM206 196V195H205ZM247 196H248V194H247ZM25 197V198H24ZM47 197V196H46ZM55 197H59V193H58V195L57 196H55ZM82 197H83V199L85 200V198H88L87 200H85V201H83V199H82ZM85 197V198H84ZM98 197V198H99ZM130 197V196H129ZM128 197V198H129ZM175 197V196H174ZM208 199H209V201L211 200V198H210V196L208 197V196H206ZM61 198V197H60ZM105 198V197H104ZM110 198V197H109ZM113 198V197H112ZM128 198H126V200L128 199ZM133 198V199H134ZM242 198H245V197H242ZM246 198H248V197H246ZM262 198H264V197H262ZM6 200L5 202H4V205H3V203L1 202V200ZM27 199H29V200H27ZM54 199H56V198H52L51 200L53 201ZM82 199V200H81ZM130 199V198H129ZM128 199V200H129ZM144 199V198H143ZM229 199L231 200V197H229ZM235 199V198H234ZM60 200V199H59ZM88 200H90V202H88ZM96 200V201H95ZM100 200V199H99ZM110 200V199H109ZM108 200V202L104 205V206H102V208L104 207V210L105 211H103V209H101L99 212H101L102 211V213H104V214H106V215H108V214H110V213H112V211H113V209L114 208H112V205H113V201H112V199H111V201H112V203L110 202ZM132 200V199H131ZM151 200V199H150ZM163 200H165V201H163ZM207 200V199H206ZM215 200H212L214 203L215 202H217V201H215ZM246 200V199H245ZM253 200H251V201H253ZM83 201V202H82ZM101 201V200H100ZM232 201V200H231ZM234 201V200H233ZM27 202H28V204H27ZM54 202H57V201H54ZM61 202V201H60ZM59 202V203H60ZM82 202V203H81ZM141 202V201H140ZM148 202V201H147ZM208 202V201H207ZM211 202V201H210ZM210 202H208L209 204H210ZM237 202H239V201H236V202H234V204L235 203H237ZM8 203V204H9ZM58 203V204H59ZM65 203V202H64ZM81 203V204H80ZM134 203V202H133ZM135 203H136V201H135ZM163 203H165V204H163ZM193 203H195V202H193ZM208 203H205V204H208ZM212 203V202H211ZM7 204V203H6ZM145 204H146V206H145ZM171 204V205H172ZM181 204V205H180ZM16 205V206H17ZM57 205V204H56ZM55 205V206H56ZM100 205H103V204H100ZM149 205V204H148ZM213 205V204H212ZM215 205H216V203H215ZM222 205V204H221ZM231 205V204H230ZM239 205H241V204H238V206ZM13 206V205H12ZM29 206V207H28ZM66 206H67V204H66ZM173 206V205H172ZM171 206V207H172ZM174 206L172 207V209H174ZM204 206V205H203ZM206 206V205H205ZM223 207H225L224 205H222ZM226 206H228V205H226ZM56 207H58V206H56ZM100 207V206H99ZM218 207H221L220 205L218 206ZM231 207H233V206H231ZM230 207V208H231ZM235 207H237L236 205H235ZM235 207H233V208H235ZM229 210H230V208H229V206L227 207ZM224 209V210H219V212L218 213H222V212H220V211H223V214H224V211L226 210H228V209ZM46 209V208H45ZM56 209V208H55ZM92 209H93V211H92ZM95 209H96V207H95ZM98 209V208H97ZM100 209V208H99ZM235 209H237V208H235ZM37 210V209H36ZM35 210V211H36ZM56 210H58V208L56 209ZM55 210V211H56ZM69 210V209H68ZM204 210V209H203ZM232 210V209H231ZM230 210V211H231ZM234 210V209H233ZM17 211V210H16ZM43 211V210H42ZM45 211V210H44ZM43 211V212H44ZM96 212H97V210H95ZM176 208H175V210H173L172 211V214L171 215H173L174 213H176ZM216 210H214V212H215ZM225 211V212H226ZM236 211V213L238 212V214L240 215H243L242 213H239V211L238 210H235ZM241 211V210H240ZM47 212H48V210H47ZM47 212L45 213V215L47 214ZM50 212V211H49ZM95 212V213H96ZM214 212H213V214H214ZM73 213H75V212H73ZM77 213H79V212H77ZM88 213H89V215H88ZM199 213V212H198ZM217 213V211H216V213L215 214H218ZM44 214V213H43ZM49 214V213H48ZM80 214V213H79ZM79 214H77V215H79ZM94 214V213H93ZM97 214V213H96ZM223 214H219V215H222L223 216ZM237 214V215H238ZM152 215V214H151ZM196 215H198V214H195L194 213V216H196ZM225 215H226V213H225ZM47 216V215H46ZM186 216V215H185ZM199 217H200V215H198ZM215 216V215H214ZM218 216V215H217ZM216 216V217H217ZM108 216H106V217H104V218H107ZM221 217V216H220ZM201 218V217H200ZM203 218V217H202ZM9 220V219H8ZM8 220H6V221H8ZM11 220V219H10ZM15 220V219H14ZM13 220V221H14ZM153 220V219H152ZM203 219H201L200 221H202ZM206 220V219H205ZM208 220H210L211 221V219L210 218H208ZM15 221H17V220H15ZM46 221V220H45ZM208 222V221H207ZM207 222H205V224L207 223ZM132 223H133V221H132ZM196 223V222H195ZM194 223V224H195ZM199 223V222H198ZM138 224V223H137ZM138 224V225H139ZM197 224V223H196ZM18 225V224H17ZM20 225V226H21ZM27 225V224H26ZM250 225V224H249ZM19 226V227H20ZM112 226V224H110V227ZM195 226V225H194ZM207 227H213V225H211V222H210V224H209V226H208V224L206 225ZM248 226V225H247ZM109 227V228H110ZM196 227V226H195ZM207 227H205L204 226V229L205 228H207ZM251 227V226H250ZM22 228V227H21ZM246 228H248V227H246ZM3 229V228H2ZM198 229H200V228H198ZM19 230H21V229H19ZM142 230V231H143ZM196 230V229H195ZM210 231L212 230V228H210L209 229ZM214 230V229H213ZM250 230V228L247 230V232H250L249 231ZM251 230H253L252 229V227H251ZM22 234H23V239H24V241H25V243L27 244V245H29V248H30V250L35 254V255H38V250H37V248H36V246H35V244H33L32 242H31V238H30V236H29V234L27 233L28 231L25 229V228H23L22 230ZM110 232H113V231H111V230H109ZM115 231H117V230H115ZM114 231V232H115ZM159 231V230H158ZM161 231V230H160ZM199 231V230H198ZM209 231V233H211ZM244 231H246L245 230V228H244ZM244 231H243V233H244ZM254 231V230H253ZM1 233L3 232V231H0ZM246 232V234H245V236H247V233ZM1 233H0V239H1ZM4 233V232H3ZM117 233V232H116ZM142 233H144V234H146L145 232H142ZM150 233V232H149ZM155 233V232H154ZM162 233V232H161ZM243 233H242V235H240V236H243ZM251 234H254L253 232H250ZM256 233V232H255ZM117 234H119V233H117ZM153 234V233H152ZM199 234V233H198ZM161 235H164L163 233L161 234ZM211 235H215V234H213V233H211L210 235H207V236H209L207 239V241L208 242H205L204 241V239H202L205 243V246L203 247V249H204V251H208V256L210 257L211 256V258H212V256L213 257H217V256H219V258H220V256H221V253L220 252H224V250H223V247H222V250H220V251H218V248L220 247L219 246V244H217L218 242H220V241H218L217 242V239H218V237H220V235L219 234H216L217 235V239L214 237V236H211ZM215 235V236H216ZM219 235V236H218ZM256 235V234H255ZM258 235V234H257ZM256 235V236H257ZM108 236L109 237H114V235L112 234V233H109L108 232ZM165 236V235H164ZM206 236V235H205ZM244 236V238H242V237H240L239 238V236H238V239H240V241H243V239H246V237ZM250 236H252V235H250ZM254 237V235H253V239H255V240H253L252 238V243H253V241H256L257 240V237ZM118 237V236H117ZM150 237H151V235H150ZM181 237V236H180ZM215 238V240H214V238ZM260 237V236H259ZM258 237V238H259ZM115 238H116V236H115ZM182 238V237H181ZM181 238H180V240H181ZM193 238V237H192ZM191 238V239H192ZM206 238H205V240H206ZM225 238V237H224ZM250 238V237H249ZM248 238V236H247V240L249 239ZM150 239V238H149ZM221 239V238H220ZM219 239V240H220ZM199 240H201V238L199 239V236L195 233V235H194V238L191 240L192 241V243H191V241L190 242H188L187 244H186V246L188 245H190L189 246V254H191V256H192V254H193V251H194V249H195V246H197V244H199L200 243V241ZM201 240V242H203ZM222 241V240H221ZM239 241V240H238ZM239 241V242H240ZM244 241H246V240H244ZM251 240L249 239L248 240V243L250 242ZM258 242L259 241H261L262 242V240H257ZM258 242H256L258 245H259V248H255V247H252V248H254V249H252V248H250V250L251 251H249L248 253H249V255L252 257V258H254L255 260L257 259V262L259 263H261V264H264V247L262 248L261 246L264 244V243H258ZM240 243H242V242H240ZM244 243V242H243ZM227 244V243H226ZM255 244V243H254ZM253 244V245H254ZM256 244V245H257ZM201 245H203V243L201 244ZM221 245H223V244H221ZM257 245V246H258ZM179 246V245H178ZM181 246V245H180ZM180 246L179 247H177V244H176V249L175 250H173V248H175V246H173V248H170V250L169 251H172V253L173 254H175V253H178V252H180ZM224 246V245H223ZM226 246V245H225ZM240 247H241V245H240ZM208 249V250H207ZM226 249V248H225ZM202 250V249H201ZM241 250V249H240ZM203 251V250H202ZM220 254H219V253ZM231 252H233V251H231ZM230 252V253H231ZM1 253V252H0ZM238 253V252H237ZM232 254V253H231ZM41 255V254H40ZM39 255V256H40ZM205 255H207V253L205 254ZM204 255V256H205ZM239 255V256H238ZM238 258L237 259H239V257H241L240 256V254L238 253ZM203 256V257H204ZM208 256H206V257H208ZM223 256V255H222ZM221 256V257H222ZM228 256V255H227ZM232 256V255H231ZM237 256H234V257H237ZM40 257H42V259H44V261L45 262H47V258H43V256L41 255ZM202 257V258H203ZM198 259V257L197 258H195L194 256H192V259ZM223 258V257H222ZM221 258V259H222ZM227 258V257H226ZM233 258V257H232ZM192 260V262L193 261H196V260ZM201 259V258H200ZM205 259H207V258H204V259H201V261H202V264H206V260ZM231 259V258H230ZM243 259V258H242ZM241 259V262L242 261H244V259L242 260ZM220 260V259H219ZM224 259H222L221 261H222V263L221 262H219V264H231L230 262H229V260L228 259H226V260H224ZM43 261V262H44ZM198 261V263L200 262V260H197ZM196 261V262H197ZM8 262H10L11 264H14L13 263V257H9V259H8ZM243 263V262H242ZM0 264H4V263H1V254H0ZM253 264V263H252Z\"/></svg>","mask_w":264,"mask_h":264}]
</instances>
